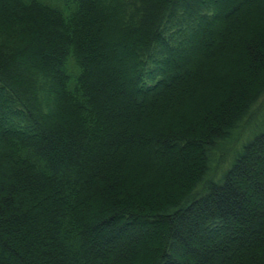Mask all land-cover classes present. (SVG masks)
<instances>
[{
	"label": "trees",
	"instance_id": "trees-1",
	"mask_svg": "<svg viewBox=\"0 0 264 264\" xmlns=\"http://www.w3.org/2000/svg\"><path fill=\"white\" fill-rule=\"evenodd\" d=\"M0 264H264V0H0Z\"/></svg>",
	"mask_w": 264,
	"mask_h": 264
}]
</instances>
